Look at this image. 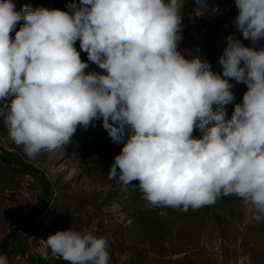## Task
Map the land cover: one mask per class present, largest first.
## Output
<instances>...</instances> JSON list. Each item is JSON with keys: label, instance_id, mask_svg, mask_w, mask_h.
<instances>
[{"label": "clouds", "instance_id": "clouds-1", "mask_svg": "<svg viewBox=\"0 0 264 264\" xmlns=\"http://www.w3.org/2000/svg\"><path fill=\"white\" fill-rule=\"evenodd\" d=\"M234 2L235 25L253 46L225 38L222 76L248 89L226 119L229 80L178 51L183 0H73L71 11H17L13 0H0V100L12 97L9 137L35 157L102 118L110 138L123 142L107 175L125 190L138 181L148 204L183 211L236 196L264 221V47H255L264 39V0ZM77 41L106 74L85 72ZM213 105L221 107L214 112ZM197 127L201 138H193ZM45 242L69 264H109L108 240L87 230L57 231Z\"/></svg>", "mask_w": 264, "mask_h": 264}, {"label": "rangeland", "instance_id": "rangeland-1", "mask_svg": "<svg viewBox=\"0 0 264 264\" xmlns=\"http://www.w3.org/2000/svg\"><path fill=\"white\" fill-rule=\"evenodd\" d=\"M15 2L18 11L24 5L33 10L71 11L69 5L73 0ZM75 2L79 4V0ZM204 4L206 7L197 0H183L178 51L185 59L199 57L210 64L213 73L229 80L234 99L222 107L225 118L230 119L234 106L242 103L248 89L245 84L222 76L219 58L227 46L225 38L231 34L245 46L253 45L235 25L238 9L234 0H204ZM11 36L14 38L15 31ZM74 46L81 60L88 64L86 73L106 74L88 60L79 41ZM255 47H264V39ZM240 66L243 67V62ZM11 99L0 100V149L7 150L18 161L40 168L50 187L45 198L47 206L42 209L47 180L0 158V244L6 234L33 212L23 223L24 231L11 239L13 251L26 248L37 223L43 229L87 230L105 237L109 243V264H264V221L253 219L251 205L236 196L221 197L213 205L188 211L148 204L136 185L138 181L125 190L116 180L108 178L123 142L118 144L110 138L102 126V118L87 128L77 126L69 144L29 157L23 146H17L8 135L5 113ZM219 107L213 105V111ZM124 132L126 140L130 135L127 126ZM202 134L197 127L193 138H201ZM6 258L10 260L8 264L13 262L11 257Z\"/></svg>", "mask_w": 264, "mask_h": 264}, {"label": "built area", "instance_id": "built-area-1", "mask_svg": "<svg viewBox=\"0 0 264 264\" xmlns=\"http://www.w3.org/2000/svg\"><path fill=\"white\" fill-rule=\"evenodd\" d=\"M57 231L59 230L56 227L48 230L38 227L35 223L26 248L18 251H13L10 247L7 249L13 261L11 264H69L61 257L53 255L46 245L47 237Z\"/></svg>", "mask_w": 264, "mask_h": 264}, {"label": "water", "instance_id": "water-1", "mask_svg": "<svg viewBox=\"0 0 264 264\" xmlns=\"http://www.w3.org/2000/svg\"><path fill=\"white\" fill-rule=\"evenodd\" d=\"M13 3L15 4V1H14V0H13ZM15 6H16V4H15ZM16 10L18 11L17 6H16ZM22 25H23L22 21L18 22V24H17V26H16V29L19 30V28H20ZM0 158H2L3 160H5V161H7V162L16 163L18 166H20V167H24V168H26V169H28V170H30V171H32V172H35V173L41 174V175L47 180V183H46L47 188H46V191H45V194H44V196H43L42 201L45 200L46 195H47V193H48V189H49V187H50V182L48 181V177H47V175H46V174H45L40 168H38V167H36V166H34V165H32V164H28V163H25V162L18 161V160H16V159L12 158L9 154L3 152L1 149H0ZM32 213H33V212H31L29 215H27L26 217H24V218L19 222V224L16 225V226L12 229V231H13L15 228H18L19 226H21V225L24 223V221H26V220L28 219V217L32 215ZM12 231H11V232H12ZM11 232H9L8 234H6V236H5L4 239L2 240V242H1V244H0V253H1V250H2V247H3V244H4L5 241L9 238Z\"/></svg>", "mask_w": 264, "mask_h": 264}, {"label": "trees", "instance_id": "trees-1", "mask_svg": "<svg viewBox=\"0 0 264 264\" xmlns=\"http://www.w3.org/2000/svg\"><path fill=\"white\" fill-rule=\"evenodd\" d=\"M14 1H15V0H14ZM15 4H16V2H15ZM22 23H23V21H22ZM1 150L4 151V152L7 153V154H10V152H8L7 150H5V149H3V148H2ZM23 168H24V167H23ZM24 170H26V171H30V170H28V169H26V168H24ZM46 206H47V201L45 200V201L42 203L41 208L44 209ZM23 229H24V224L21 225V226H19L18 228H15V229L11 232L9 238H8V239L5 241V243L3 244V247H2V250H1L0 255H4V253L7 252V249H8V248L10 247V245H11V239L15 238L20 232L24 231Z\"/></svg>", "mask_w": 264, "mask_h": 264}, {"label": "crops", "instance_id": "crops-1", "mask_svg": "<svg viewBox=\"0 0 264 264\" xmlns=\"http://www.w3.org/2000/svg\"><path fill=\"white\" fill-rule=\"evenodd\" d=\"M4 256H6V257L9 256V257H10V254H8V252H5V253H4ZM9 262H10V260H8V263H9Z\"/></svg>", "mask_w": 264, "mask_h": 264}]
</instances>
